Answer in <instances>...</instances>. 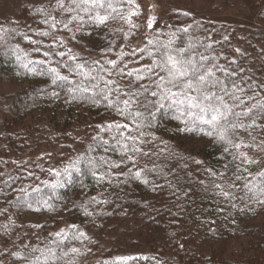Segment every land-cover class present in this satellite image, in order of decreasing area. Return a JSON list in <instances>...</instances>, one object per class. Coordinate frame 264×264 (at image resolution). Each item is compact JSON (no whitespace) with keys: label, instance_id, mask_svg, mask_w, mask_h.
<instances>
[{"label":"trees","instance_id":"1","mask_svg":"<svg viewBox=\"0 0 264 264\" xmlns=\"http://www.w3.org/2000/svg\"><path fill=\"white\" fill-rule=\"evenodd\" d=\"M155 1H159L163 9L162 17H156L163 32L199 22L202 32L207 30L212 40L220 41L215 45L216 51L222 50L229 59H235L245 69L242 75L251 77L257 83L264 82V35L259 37L257 33L254 38L262 40L260 47L251 43L245 46V41L238 35L241 31H253L252 25L264 20V0H233L251 14V18L243 22L208 15L204 10L181 8L179 4L167 3L166 0ZM189 1L217 4L222 0ZM41 6L24 7L17 19L0 22V85L19 87L14 91L9 89L0 96V143L6 154L17 157L26 153L33 160L27 165L19 163L8 173L0 166V242L3 259L0 264H26L14 253L23 255L32 247H51L59 254L57 243L61 244V248L67 245L81 250V255L70 253L59 264H100L121 256L135 257L127 264H264V224L259 221L264 219V204L258 203L256 198L229 200L212 191H202L210 179H214L226 190L243 195L239 187L227 188L231 169L224 178H210L205 171L212 168L217 173L222 172L223 165L232 160L231 155L223 153L220 145H210L207 137L180 131L183 125L171 111L158 114L157 126L152 129L160 140L166 142L158 140L155 147L148 145L159 155L151 160L141 158L139 161L140 166L147 164L152 167L155 163L166 176L149 175L150 183L147 185L142 181L118 182L124 177H114L112 183H97L91 174L73 172L69 182L67 177H56L48 171L61 170L80 155L118 157L112 153L105 154L102 149L88 152L89 146L94 145L91 137L99 131L95 126L108 120L103 107L72 101L63 91L59 98L52 97L54 86L50 78L28 73L12 54L11 50L19 44L23 52L18 54L23 57L24 52L28 53L24 62L45 59L42 52L46 49L42 47L41 53L33 52L35 46L23 39V34H27L44 44L50 43L49 39L35 34L47 27L39 23L42 17L36 9ZM185 12L190 15H183ZM146 19L141 12L134 17L135 22L142 25L140 33L145 31L143 25ZM2 29H17L20 34H6ZM106 33L107 29L92 32L87 39L81 40L80 45L70 41L69 46L86 57L97 58V46L105 42ZM140 33L130 43H136ZM64 35L68 39L67 34ZM77 38L80 39L79 33ZM238 41H242V49ZM120 42L118 39L117 43ZM52 59L55 66L54 61L58 58ZM221 63L225 61L221 59ZM62 73L67 74V71L62 69ZM257 123L264 125V120ZM240 137L244 144L251 145L240 150L258 161L245 165L247 171L241 174L252 180L258 189L261 179L258 173L264 171V128L241 131ZM161 149L164 151L160 152ZM44 151L50 156L52 153V157L41 156ZM195 160L203 163L197 164ZM200 181H204V185ZM243 182L236 183L242 186ZM53 184L57 186L52 187ZM153 184L164 187L153 191ZM184 192H189V196H184ZM93 197L108 203H93ZM259 199H264V196ZM233 203L237 207H232ZM28 204L32 206L28 207ZM60 207L67 209L71 216L69 221L47 218L48 221L37 230H13L7 222L4 223L14 213L49 215L57 213ZM85 208L93 214L88 216ZM240 208L244 211L241 212ZM72 224L85 232L88 239L69 238L61 243V238L55 233L63 229L70 237L68 226ZM40 264H44L43 258ZM49 264L52 262L49 261Z\"/></svg>","mask_w":264,"mask_h":264},{"label":"snow or ice","instance_id":"2","mask_svg":"<svg viewBox=\"0 0 264 264\" xmlns=\"http://www.w3.org/2000/svg\"><path fill=\"white\" fill-rule=\"evenodd\" d=\"M36 12L42 17L39 23L47 27L35 34L49 39L50 43L44 44L42 40L33 39L27 34H23V39L35 46L33 52L41 53L42 47L46 49L42 52L45 59H28L24 62L28 53L24 52L23 57L19 55L23 52L19 44L11 50L12 54L28 73L50 78L54 86L52 97L59 98L63 91L72 101L79 100L103 107L108 120L95 126L99 131L91 137L94 145L89 146L88 152L102 149L105 154L112 153L118 157L112 159L108 155H80L61 170L49 169L50 173L56 177L65 176L69 182L75 172L91 174L97 183H112L114 177H124V180L118 179V182L142 181L146 185L150 183L149 175L166 176L155 163L148 167L147 164L140 166L139 161L141 158L151 160L159 155L148 147H155V142L160 140L152 129L157 126L158 114L171 111L183 125L180 131L207 137L210 145H220L223 153L231 155L232 160L223 165L222 172L217 173L212 168L205 171L210 178H224L231 169L227 188L239 187L243 195L226 190L214 179H210L202 191H212L229 200L256 198L258 203L264 204V199H259L264 196V171L258 173L261 179L257 189V185L241 173L247 171L245 165L258 161L240 150L242 147H251L244 144L240 137L241 131L264 128V125L257 123L264 120V82L257 83L251 77L242 75L245 69L235 59L225 56L222 50L216 51L215 45L220 41L212 40L207 30L202 32L199 22L166 33L159 28L156 17L151 16L143 25L145 31L140 33L142 25L134 20V17L140 15L137 0H45ZM183 15L190 14L185 12ZM109 25L117 27L111 28ZM102 29H107V33L105 42L97 46V58L86 57L69 46L70 41L80 45L82 39ZM2 30L6 34H20L17 29ZM138 33L140 36L136 43H130ZM64 34H67L68 39H65ZM118 39L120 43H117ZM83 47L87 49V45ZM236 51L239 52V49ZM54 57L58 58L54 61L55 66ZM221 59L225 63H221ZM62 69L67 74H63ZM160 142L166 143L162 140ZM233 149L236 151L233 152ZM194 162L203 163L200 160ZM129 164L131 167H128ZM241 180L244 181L242 186L236 183ZM199 183L204 185V181ZM168 184L171 186V182ZM163 187L153 184V191ZM183 195L187 197L189 192ZM92 201L108 203L107 200H97L95 197ZM44 203L47 204V201ZM31 206L28 204V207ZM232 207L237 205L233 203ZM239 210L244 211L243 208ZM85 212L88 216L93 214L87 208ZM68 227L70 237L68 231L63 229L55 233L56 237L61 238V243L69 238L88 239L77 225ZM56 248L60 250L59 254L51 247H32L23 255H14L26 264H40L42 258L44 264H49V261L59 264L70 253L81 255L77 247L65 245V250L57 243ZM132 259L135 257L121 256L112 261H101L100 264H127Z\"/></svg>","mask_w":264,"mask_h":264},{"label":"rangeland","instance_id":"3","mask_svg":"<svg viewBox=\"0 0 264 264\" xmlns=\"http://www.w3.org/2000/svg\"><path fill=\"white\" fill-rule=\"evenodd\" d=\"M167 3H175L179 4L181 8H190V9H196V10H204V12L208 15L213 16H219L224 19L234 20L243 22L245 19H250L251 14L246 11L244 8L240 6V3H236L233 0H222L221 3H205L201 4L198 2H192L189 0H176L179 2H176L175 0H166ZM43 0H0V22L7 20V19H17V17L20 14V11L24 7H34L38 6L39 4L42 5ZM137 3L140 5V12L142 13V17L148 18L151 16L155 17H162L163 9L160 5L159 1L155 0H137ZM159 3V4H158ZM221 4H228L230 5L228 8L224 7ZM254 21V20H253ZM250 29V28H249ZM251 30H246L245 32L241 31L238 35L242 37V39L245 41L246 44L249 45L250 43L253 44L255 47H260V43L262 40L256 41L254 38L259 33V37L264 35V20H258L257 23L255 22V26L252 25ZM236 36L237 38L239 36ZM240 37V38H241ZM242 41H238L239 47L242 49L241 45ZM14 86H10L9 84H1L0 85V96L4 95L7 90L10 89V91L17 90L19 87L13 88ZM41 153V152H40ZM29 154H23L20 156H12L6 154L4 149L2 148V145L0 143V166L3 168V170H6L7 173L11 172L14 167L17 165L23 164L27 165V163H33V160H31ZM41 156L51 158V156L48 152H42ZM6 167V169H5ZM50 216V217H49ZM47 218L57 219L60 218L65 221H69L71 216L67 212L66 208H59L57 213L49 214V215H38L33 213H14L10 215L6 220H4V223L7 222L9 227L11 229L15 228H21V229H33L37 230L40 229V227L47 222ZM262 224H264V219L259 220ZM3 261L2 259V244L0 242V263Z\"/></svg>","mask_w":264,"mask_h":264}]
</instances>
